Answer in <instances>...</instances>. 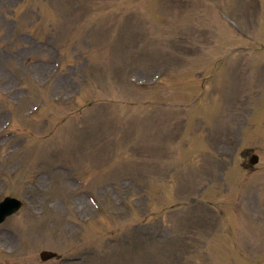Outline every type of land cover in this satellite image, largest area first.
Returning <instances> with one entry per match:
<instances>
[{
  "label": "rangeland",
  "instance_id": "374dc122",
  "mask_svg": "<svg viewBox=\"0 0 264 264\" xmlns=\"http://www.w3.org/2000/svg\"><path fill=\"white\" fill-rule=\"evenodd\" d=\"M5 196L0 264H264V0H0Z\"/></svg>",
  "mask_w": 264,
  "mask_h": 264
},
{
  "label": "water",
  "instance_id": "95a60500",
  "mask_svg": "<svg viewBox=\"0 0 264 264\" xmlns=\"http://www.w3.org/2000/svg\"><path fill=\"white\" fill-rule=\"evenodd\" d=\"M257 159L255 158L252 163H255ZM15 209H11L7 203H2L0 205V223L8 216L10 215ZM53 257V254L51 253H43L42 258L43 259H48Z\"/></svg>",
  "mask_w": 264,
  "mask_h": 264
}]
</instances>
